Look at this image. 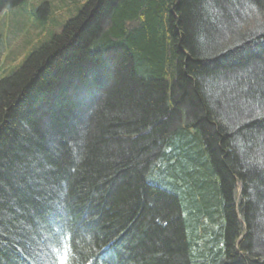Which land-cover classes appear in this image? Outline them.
<instances>
[{
  "label": "trees",
  "instance_id": "trees-1",
  "mask_svg": "<svg viewBox=\"0 0 264 264\" xmlns=\"http://www.w3.org/2000/svg\"><path fill=\"white\" fill-rule=\"evenodd\" d=\"M67 10L0 70V264H264V0Z\"/></svg>",
  "mask_w": 264,
  "mask_h": 264
},
{
  "label": "rangeland",
  "instance_id": "rangeland-1",
  "mask_svg": "<svg viewBox=\"0 0 264 264\" xmlns=\"http://www.w3.org/2000/svg\"><path fill=\"white\" fill-rule=\"evenodd\" d=\"M65 1L66 5H63L60 0H27L23 5L0 14L1 71H9L11 67L20 66L31 51L38 49L44 42L50 41L51 34L58 33L63 25L78 12H71L67 10V7L79 10L85 0ZM43 3L53 4L57 7L62 5L63 8L57 9L55 13H41L39 8ZM36 15L40 16L38 20ZM43 16L45 20L41 21ZM24 20L27 22L26 26L19 34L20 25H24ZM19 22L20 25L16 28ZM40 22L43 23L44 30L38 27Z\"/></svg>",
  "mask_w": 264,
  "mask_h": 264
}]
</instances>
